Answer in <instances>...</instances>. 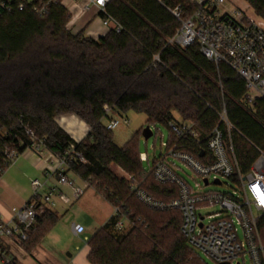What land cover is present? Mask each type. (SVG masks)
<instances>
[{"label":"trees","instance_id":"obj_1","mask_svg":"<svg viewBox=\"0 0 264 264\" xmlns=\"http://www.w3.org/2000/svg\"><path fill=\"white\" fill-rule=\"evenodd\" d=\"M247 1L264 18V0ZM35 3L0 12V175L10 165V153L21 154L38 140L59 155L74 144L84 161H74L69 170L113 207L121 206L128 224L118 230L122 216L112 214L90 237L92 264H206L181 232V213L145 206L128 178L114 172L113 165L158 199L176 195L174 186L144 171L135 136L123 146L114 142L104 125L108 109L143 113L148 123L167 126L180 116L204 135L218 122L211 107H225L237 129L231 136L239 164L247 172L259 154L256 146L264 150V100L255 102V111L245 109L240 103L245 82L229 65L216 64L197 44L186 49L168 44L180 26L169 9L181 5L186 19L196 8L189 0H111L107 12L124 29L98 38L86 35V28L69 30L64 6L53 4L38 16ZM66 115L89 126L84 138L75 140L58 124L57 117ZM58 221L45 206L22 246L32 250ZM259 230L264 235V216ZM9 264L21 263L14 258Z\"/></svg>","mask_w":264,"mask_h":264},{"label":"built area","instance_id":"obj_2","mask_svg":"<svg viewBox=\"0 0 264 264\" xmlns=\"http://www.w3.org/2000/svg\"><path fill=\"white\" fill-rule=\"evenodd\" d=\"M32 0H0V12L23 9ZM111 0H37L33 11L38 16L48 14L51 5L60 4L68 9L70 20L67 28L74 30L78 21L93 7L106 33L112 29L121 32L124 27L107 12ZM196 5L186 19L181 18L182 6L169 9L180 21L175 34L167 40L168 44L186 49L197 44L201 52L216 64L229 65L245 82L246 91L240 99L243 107L255 111V102L264 100V18L234 5V0H189ZM228 5H231L228 7ZM105 33V34H106ZM96 37V36H95ZM155 61H160L158 55ZM221 86V84H220ZM218 117L217 124L207 133L202 132L192 120L180 116L168 123L170 135L165 146V153L155 157L150 172L160 184L172 185L176 195L158 199L141 187L131 175H127L130 189L135 197L145 206L158 211L176 210L182 215L181 232L188 244L200 251L217 264H242L249 254L252 264H264V241L259 230V222L264 216V150L259 152L247 172H243L235 151L232 131L237 130L230 122L225 107H211ZM104 121L106 129L113 130L122 121L110 114ZM152 129V128H151ZM152 129V135H154ZM31 135L34 134L31 132ZM39 158L52 160L46 173L56 174L61 184L74 187L75 198L81 197L84 189L75 185V180L67 176L74 161H84L83 154L74 144L62 154L49 150L42 140L36 141L30 148ZM20 154L9 155L10 165L15 163ZM141 160L149 161L146 153H141ZM177 161L186 164L196 175L199 182L192 187L180 174L182 171ZM229 178L235 184L227 183L231 192L216 190L204 191L203 187L221 186L223 179ZM44 183L38 179L32 181L34 189L31 199L15 210V217L10 221H0V254L3 255L6 240L22 246L28 240L37 218L45 211V203L51 201L57 193L56 187H49L43 194L42 202L35 198ZM88 186V184H87ZM173 192V191H172ZM64 201L68 198L63 193ZM113 214L121 215V206L113 207ZM118 220V230L128 226L126 218ZM75 234L84 228L73 224ZM242 236L240 237V232ZM242 258L243 262L238 261Z\"/></svg>","mask_w":264,"mask_h":264},{"label":"crops","instance_id":"obj_3","mask_svg":"<svg viewBox=\"0 0 264 264\" xmlns=\"http://www.w3.org/2000/svg\"><path fill=\"white\" fill-rule=\"evenodd\" d=\"M83 28H86V35L92 36L93 38H98L106 33L97 16V9L95 7L78 21L72 32L77 33ZM82 138L74 139L79 141ZM51 165L52 160L48 161L45 158H39L33 151L26 149L18 156L15 163L9 165V167L4 170L0 175V221H10L14 219L15 210L24 206L31 199L34 193L32 187V181L34 179H38L44 183L39 195L35 198L38 202H42L43 194L46 193L51 186L57 188V193L53 195V198L55 197L66 204L72 202L71 198L63 192V187L67 186V184L59 183L56 174H46ZM66 174L69 178L70 175H72L84 181L72 170H68ZM84 182L86 184L85 188H88L87 182ZM60 193H63L66 198H68L67 202L61 199ZM80 198L81 197L76 199L79 200ZM51 201L53 203L55 199ZM45 206L57 213V210L51 203H45ZM110 206L112 208L111 213L101 226H103L113 214V206L111 204ZM77 224L83 227L81 223ZM55 226L30 251H27L23 246L6 240L4 254H0V264H9L14 258L21 264H92L88 260V254L90 252L88 241L90 237L84 235L83 241L81 239L76 240L79 235H75L71 227L69 231L74 238H72L69 243L61 244V235L60 232L55 231ZM98 229L99 228H96L92 233L94 234ZM59 243L61 246H55ZM61 254H63L64 257H62ZM8 257L10 258L9 260L7 259Z\"/></svg>","mask_w":264,"mask_h":264},{"label":"rangeland","instance_id":"obj_4","mask_svg":"<svg viewBox=\"0 0 264 264\" xmlns=\"http://www.w3.org/2000/svg\"><path fill=\"white\" fill-rule=\"evenodd\" d=\"M234 5L241 7L250 15L255 16L256 14L255 10L247 0H234ZM230 6L231 5H228V7ZM110 115L113 118L127 120V122L122 121L119 126L112 130L114 142L118 146H123L129 139L135 136L138 143L139 151L141 153H146L149 158V161H143V168L146 172H150L155 157L158 158L161 154L165 153L166 148L165 146H163V144L167 143L168 141L170 135V128L167 125L161 123H148L147 116L145 114L136 113L135 111H128L127 113H119L117 111H113ZM57 122L75 139H80L86 136L89 132V126L75 115L59 116L57 117ZM148 125L154 130L155 133L154 135L146 139L144 136V129ZM177 164L182 169L179 174L192 187L196 189L195 185L197 182H199V180L196 177L195 173L183 162L177 161ZM113 170L118 176H126V174L115 165H113ZM70 178L75 180L76 186H79L84 189V193L82 194L81 198L77 200L75 198L74 187L67 185L63 187V192L69 198H71V203H63L55 197H52L53 199H51H55L53 203L52 201L48 202L52 204V206L57 210V213L59 215V221L55 226V231L60 232L61 244L69 243L72 238H74V236H71L69 231V228L72 227V224L81 223L85 228L84 232L80 234H75L79 235L76 240L81 239L83 241L84 235L91 237L93 234L92 232L96 230V228H100L102 223L109 217L112 209L110 204L96 193L93 185H88V188H85L86 184L84 181L72 175H70ZM223 182L224 184L221 186H204L203 190L231 192L232 189L227 188V183L232 184V188L235 189L236 184L231 179L225 178L223 179ZM87 184L89 183L87 182ZM240 237H243L242 231L240 232ZM262 237L264 241L263 234ZM61 244L59 243L55 246H61ZM192 249L195 253L200 255V257L202 258V260H204L206 264H217L204 254L200 253V251L194 248ZM61 256L64 257L63 254H61ZM7 259L9 260L10 258L8 257ZM238 261L243 262L242 258H240ZM236 262L237 261H235L233 264H236ZM244 262L245 263L242 264H252L249 254H246Z\"/></svg>","mask_w":264,"mask_h":264},{"label":"water","instance_id":"obj_5","mask_svg":"<svg viewBox=\"0 0 264 264\" xmlns=\"http://www.w3.org/2000/svg\"><path fill=\"white\" fill-rule=\"evenodd\" d=\"M144 136L146 139H148L149 137L152 136V129L150 128V126H146L145 129H144ZM225 264H228V263H225ZM239 264V263H237Z\"/></svg>","mask_w":264,"mask_h":264}]
</instances>
